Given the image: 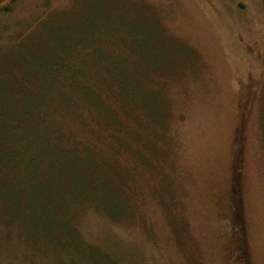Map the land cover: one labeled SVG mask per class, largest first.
Returning a JSON list of instances; mask_svg holds the SVG:
<instances>
[{"label": "rangeland", "instance_id": "1", "mask_svg": "<svg viewBox=\"0 0 264 264\" xmlns=\"http://www.w3.org/2000/svg\"><path fill=\"white\" fill-rule=\"evenodd\" d=\"M242 261L264 264V0L0 13V264Z\"/></svg>", "mask_w": 264, "mask_h": 264}, {"label": "trees", "instance_id": "2", "mask_svg": "<svg viewBox=\"0 0 264 264\" xmlns=\"http://www.w3.org/2000/svg\"><path fill=\"white\" fill-rule=\"evenodd\" d=\"M21 0H0V13H10L12 12L13 8L20 2ZM56 74V73H55ZM60 88V94L63 97H69L67 98L68 100H71V96L70 94H68L67 92H65V89L62 88L61 86H56ZM85 88V87H82ZM64 89V90H63ZM64 91V92H63ZM83 91V89L81 90V92ZM107 107V106H106ZM35 131L36 132H47L49 134V136L51 138H57V135L59 134L58 131H55L54 128H51L50 125L47 123V120L43 119L42 121H36L35 122ZM55 131V132H54ZM90 156H92L91 154H88ZM236 231L239 227H241V224L239 223L238 225L235 226ZM238 232V231H237ZM236 232V233H237ZM240 234L238 235V242L239 244H241L240 241ZM242 260V259H241ZM243 264V261H242Z\"/></svg>", "mask_w": 264, "mask_h": 264}]
</instances>
